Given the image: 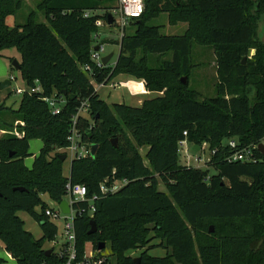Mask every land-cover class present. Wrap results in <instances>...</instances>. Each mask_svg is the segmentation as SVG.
Segmentation results:
<instances>
[{"label":"trees","instance_id":"1","mask_svg":"<svg viewBox=\"0 0 264 264\" xmlns=\"http://www.w3.org/2000/svg\"><path fill=\"white\" fill-rule=\"evenodd\" d=\"M246 4L247 0H144L142 15L131 20L133 34L115 42L119 55L114 68L99 69L91 60L92 36L98 32L95 22L106 21L108 14L90 13L107 9L104 0H44V23L29 16L16 27L6 22L21 9L22 0H0V57L2 51L15 49L27 88L40 89L25 92L17 109L11 110L14 122L23 123V136L0 137V242L16 264L52 261L42 247L58 228L44 216L48 207L40 196L48 195L58 204L68 182L83 186L87 199L95 198L93 216L87 214V203L74 205L79 211L74 219L79 252L87 242L95 248L109 244L116 264H133L125 254L144 248L152 234L169 255L158 259L142 253L140 264H240L245 257L244 264H264V155L255 151V163H228L229 148L222 146L225 139L235 138L241 146L264 139V43L260 36L259 43L255 39ZM160 12L171 15L172 25L199 19L204 42L214 48L215 97L199 101L187 83H181V76L190 72L194 32L161 35L156 26L148 25ZM256 12L264 16V0H258ZM140 49L150 55L171 54V59L163 61L160 70H148L136 61ZM252 49L255 53L248 60ZM85 66L91 68V76L83 71ZM118 74L140 79L147 92L161 96L140 107L107 105L95 85L109 83ZM249 87L255 90L253 104ZM55 96L63 105L53 115L43 100ZM84 103L88 113L78 117L76 128L82 142L96 150L93 156L73 159L65 177L64 162L55 151L69 145L71 118ZM7 109L0 105V111ZM12 126L3 123L7 129ZM184 132L193 146L206 143L217 150L206 168L180 164L177 147ZM31 140H40L42 148L27 168L24 159L31 156ZM144 147L142 157L139 150ZM209 169L215 172L211 176ZM105 180L126 183L114 195L103 196L99 185ZM18 213L38 223L41 238L25 231ZM91 221L97 232L88 235ZM210 223L215 229L209 240L200 241L198 262L193 237L200 239Z\"/></svg>","mask_w":264,"mask_h":264},{"label":"rangeland","instance_id":"2","mask_svg":"<svg viewBox=\"0 0 264 264\" xmlns=\"http://www.w3.org/2000/svg\"><path fill=\"white\" fill-rule=\"evenodd\" d=\"M106 2V8L98 12H93L90 14L98 15L100 17L105 16V14L112 15L114 11H117L119 8V0H104ZM160 0H157V2ZM43 2L44 0H22V7L17 11L13 16L7 19V25L9 27H16L23 25L29 16H32L38 23H44L45 18L43 14ZM258 0H247L246 4V14L251 23L255 28V39L259 43L261 34L264 32V16L258 15L256 12V3ZM162 1L160 2V5ZM177 16V13H176ZM171 15L166 13H156L155 18L150 19L148 22L149 26H156L161 35L164 36H180L185 33L187 30H190L192 33L191 39V54L190 62L191 68L188 76H181V78H186V83L188 89L191 92H194V98L201 101L208 98H213L216 96V85H217V75H216V58L214 53V48L205 43L204 39L206 38L202 30L199 19L191 20L189 22H173L170 21ZM113 19L116 21L115 24L108 26L106 21H102L103 26L98 28V40H94L93 46L103 45L104 53L101 56L113 54V58L109 62V66L114 68L119 54V46L115 42H119L123 35H132L134 32L133 23L130 20H125V26H121L119 14H114ZM94 35L92 36V38ZM255 53V49H252L248 55V60H250ZM171 59V54L165 55H150L144 52L142 49L138 50L136 53V61L139 66L148 70H160L163 61H168ZM16 61L20 64V55L15 49L4 50L1 52L0 57V105L4 104L7 110L0 111V137L5 135H13L16 137V134L22 136L23 132L19 130V127H23L21 121L14 122V115L11 110H16L21 99V95L15 94L17 89L28 90L19 70L12 68V62ZM13 79L10 81V79ZM5 82H9L10 85L6 88H1V85ZM111 84H115L116 87L110 89L108 86L98 89L97 93L101 100L105 101L107 105L111 106L112 104H126L131 107H140L143 101L152 99L156 96H161L160 93L147 92L146 86L140 79H135L123 74H118L112 81ZM97 88V85H95ZM248 95L251 100V104L255 100V90L252 87L248 89ZM3 114V115H2ZM13 124L12 128L7 129L3 127V123ZM13 122V123H12ZM42 148V142L40 140H31L29 142V155L24 159V165L27 168H31L33 163V158L39 154V151ZM93 146L90 147V154ZM147 147L141 148L139 153L142 157L145 156ZM191 155H196L191 151ZM197 157L205 160L208 157V152H205L203 156L198 155ZM180 164L182 160L179 159ZM144 163L147 165L148 162L144 159ZM192 164L195 167L201 169L206 168L203 163H194ZM71 165V158L67 155L66 160L63 163V174L65 177H69V170ZM215 172L212 169H209V176L213 175ZM159 189L165 191V188L162 184H159ZM42 202L50 209H56V204L50 200L48 195L40 196ZM36 211H39V207L36 208ZM20 220L24 224V229L30 233L35 239H39L42 236L41 230L38 223L31 219L25 213L17 214ZM58 230H63V224L61 221L55 222ZM148 228H151V224L147 225ZM212 228L215 229V224H208L203 227L202 236L200 239L193 237V242L195 245V251L197 252V261H201V257L198 253V246L201 240H209V231L207 230ZM250 223L248 228H250ZM244 228V229H248ZM250 230V229H249ZM149 243L144 246L142 249L136 251L127 252L125 255L131 258H137L140 254L144 253L149 258H158L162 259L169 255V250H165L159 245V240L153 238V235H149ZM261 246V242L258 243L257 248ZM44 247L47 248L48 245L45 242ZM101 254L106 256L109 259H113L110 253L109 244L105 245V248L101 251ZM221 254V253H220ZM228 260L230 257H227ZM0 264H16L8 254L5 252L2 243L0 242ZM245 258L239 259L240 264H244Z\"/></svg>","mask_w":264,"mask_h":264},{"label":"built area","instance_id":"3","mask_svg":"<svg viewBox=\"0 0 264 264\" xmlns=\"http://www.w3.org/2000/svg\"><path fill=\"white\" fill-rule=\"evenodd\" d=\"M144 11V0H119V8L117 11L112 13V17L114 14H119L121 26H125V20H135L140 18ZM89 13H85L84 17H88ZM116 21L114 20V24ZM95 26L100 28L103 26L101 21H96ZM94 40H98V33L94 34ZM98 48L97 51L92 50L91 60L95 64V66L99 69L104 68L102 65L101 59L107 55L101 56L104 53L103 45H95ZM83 71L91 76V68L89 66L83 67ZM13 79L11 78L10 81ZM108 86L110 89L116 87L115 84L102 83L95 86V91L98 89ZM25 92L35 93L40 92L38 86L34 88H28V90L17 89L15 94L23 95ZM53 115H56L60 112L61 107L63 105V100L61 98L51 97L45 98L43 100ZM87 108L85 107V103L82 104L81 108L78 110L77 114L71 118L72 128L70 134L67 138L69 145L64 149H58L55 151L56 154H64L73 159H82L90 154V147L82 142V135L76 128L77 120L79 116L87 115ZM23 136V134H22ZM19 134H16V137H22ZM183 139L178 142L177 147V155L179 159L182 160L181 165L187 168H196L192 162L194 163H203L206 166L211 157L216 153V149L210 150L209 146L204 143L201 147H199V151L195 153L196 155L192 156L191 151L194 147L187 141V133H183ZM264 145V139L257 142L251 143L248 146H241V144L235 139H225L222 142V146L229 148L230 154L226 158L228 163H255L257 161L255 151H258V145ZM205 152H208V157L203 160L200 157H197V154L201 156L204 155ZM194 153V152H193ZM201 169V168H200ZM125 180L123 181H113L109 182L107 180L103 181L99 185V191L103 196L114 195L117 193L123 185H125ZM94 199H87L86 190L83 186L79 185H71L70 182L66 185V196L63 201L68 204L69 214H63L59 209V204H56V209L47 208L44 211V216L52 221L53 223L57 221H61L63 224V230H57L56 235L53 240L46 242L48 247L45 248L44 245L42 250L44 252L50 250L52 256L51 262H43L42 264H116L113 259H109L106 256L101 254L97 248L93 246L92 243L87 242L83 246V250L81 252L78 251L77 248V237L74 230V219L77 215H79V211L74 210V205L77 203H87L89 216H93ZM49 256V257H50Z\"/></svg>","mask_w":264,"mask_h":264},{"label":"water","instance_id":"4","mask_svg":"<svg viewBox=\"0 0 264 264\" xmlns=\"http://www.w3.org/2000/svg\"><path fill=\"white\" fill-rule=\"evenodd\" d=\"M106 24H107L108 26H111V25L114 24V19H113L112 15H107V16H106ZM261 38H262L263 43H264V32L261 34ZM97 50H98V48L95 47V48H94V51H97ZM118 55H119V54H118ZM112 58H113V54H112V53L109 54V55H107V56H105V57H103V58L101 59V63H102V65H103V66H107V65L109 64V62L111 61ZM117 58H118V57H117ZM244 62H245V59L242 60V63H244ZM11 66H12V68L15 69V70H20V65H19L16 61H13ZM181 83H182V84H186V78H181ZM9 85H10L9 82H5L4 84L1 85V88H6V87H8ZM112 143L115 145V141H113ZM199 149H200V148L197 147V146H194V147L192 148V150H193L194 153H197V152L199 151ZM95 150H96V146H93L92 151H91V156L94 155ZM258 151H259L262 155H264V145H263V144H259V145H258ZM58 158H59V160H60L61 162H64V161L66 160V155H64V154H60V155L58 156ZM14 190H16V191H24L23 188H15ZM59 209L61 210V212H62L63 214H69V207H68V204H67L65 201H61V202H60V204H59ZM89 224H90V230L88 231V235H93V234H95V233L97 232L96 226H95V224H94L93 221H91ZM212 232H213L212 228H209V233H212ZM104 248H105V244H104V243H98V245H97V249H98L99 251L103 250ZM50 255H51V251H50V250H48V251L45 252V256H46V257H49ZM132 262H133V264H140V258H139V257H137V258H133Z\"/></svg>","mask_w":264,"mask_h":264},{"label":"crops","instance_id":"5","mask_svg":"<svg viewBox=\"0 0 264 264\" xmlns=\"http://www.w3.org/2000/svg\"><path fill=\"white\" fill-rule=\"evenodd\" d=\"M147 151V150H146ZM70 171V170H69ZM64 176H65V174H64ZM160 190V189H159ZM160 191H162V190H160ZM163 192V191H162ZM8 256H10V255H8Z\"/></svg>","mask_w":264,"mask_h":264}]
</instances>
